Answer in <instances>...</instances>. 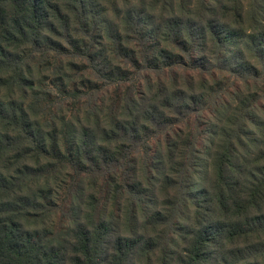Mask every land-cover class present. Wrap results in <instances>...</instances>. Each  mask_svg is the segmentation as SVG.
<instances>
[{
  "label": "trees",
  "instance_id": "1",
  "mask_svg": "<svg viewBox=\"0 0 264 264\" xmlns=\"http://www.w3.org/2000/svg\"><path fill=\"white\" fill-rule=\"evenodd\" d=\"M0 264H264V0H0Z\"/></svg>",
  "mask_w": 264,
  "mask_h": 264
},
{
  "label": "rangeland",
  "instance_id": "2",
  "mask_svg": "<svg viewBox=\"0 0 264 264\" xmlns=\"http://www.w3.org/2000/svg\"><path fill=\"white\" fill-rule=\"evenodd\" d=\"M108 94H111V91L108 92ZM107 94V95H108ZM105 111V110H104ZM68 116V112H65ZM81 116V115H80ZM155 141H153V145H155ZM154 149V147H153ZM67 181H65L62 176H59L57 181L53 183L51 186L54 188V200L57 204L63 205V207L67 208V199L70 197V193L67 191L66 185ZM92 193H94L96 196L100 194V184H97L92 190Z\"/></svg>",
  "mask_w": 264,
  "mask_h": 264
}]
</instances>
